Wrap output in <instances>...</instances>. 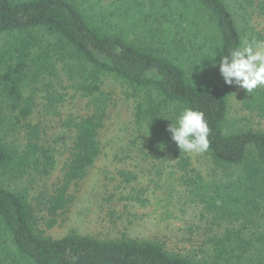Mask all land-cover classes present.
<instances>
[{"label":"trees","instance_id":"trees-1","mask_svg":"<svg viewBox=\"0 0 264 264\" xmlns=\"http://www.w3.org/2000/svg\"><path fill=\"white\" fill-rule=\"evenodd\" d=\"M150 2L163 11L169 9L171 14L176 11L174 7L194 10L204 17V28L194 31V39L180 37L181 32L173 33L163 25L168 18L166 12L132 40L113 31L114 27H103L104 19L98 21L75 0H0V37L13 36L0 50V178L19 180L33 173L49 176L56 165L55 151L46 141V128L34 120L36 93L29 94L27 89L32 81L55 73L53 57L48 50L39 48L33 34L43 29L58 40L57 50L82 65L86 76L76 88L85 96L101 91L102 76L120 79L133 93H152L137 107L136 124L146 128L155 150L174 156L179 153L173 150L177 146L168 126L185 108L202 111L210 129L207 151L214 163L243 170V177L217 186L213 195H201L205 196V208L214 221L233 224L250 220L259 212L253 205L256 199L251 185L260 179L264 169V132L233 129L229 122L233 86L225 84L218 65L222 56L242 44L230 7L225 0ZM44 99L46 114L42 116H59L62 95L57 97L49 91ZM253 109L263 114L264 103ZM105 119L104 107L96 105L93 114L64 122L66 128L74 130V140L50 201L51 214L66 208L71 186L82 181L102 156L99 136ZM59 140L58 137L56 142ZM251 153L255 155L253 160L249 158ZM188 165L183 158L177 163L181 171H188ZM32 219L29 194L0 186V230L11 235L15 248L32 264H202L171 253L156 241L102 240L76 233L60 239L43 237L36 233ZM212 243L207 255L209 264H231L251 247L241 231L234 229Z\"/></svg>","mask_w":264,"mask_h":264},{"label":"rangeland","instance_id":"rangeland-1","mask_svg":"<svg viewBox=\"0 0 264 264\" xmlns=\"http://www.w3.org/2000/svg\"><path fill=\"white\" fill-rule=\"evenodd\" d=\"M225 1L241 33L242 43L253 37L264 40V0ZM75 2L80 3L86 13L95 15L98 21L104 19L103 27H114L113 31L122 32L132 40L166 12L168 18L163 20V25L169 26L173 33L181 32L180 37L194 39L196 31L203 29L205 23L204 17L194 10L181 11L182 8L174 7L176 11L171 14L169 9L163 11L159 6H152L150 0ZM180 15L182 20H178ZM33 34L39 48L50 52L55 66L52 77L32 81L27 89L29 94L36 93L38 108L34 120L46 128V141L55 151L56 165L49 176L33 173L19 180L0 178V186L29 194L32 225L37 234L53 239L76 233L102 240L156 241L171 253L209 264L207 255L212 251V242L225 236L227 230L234 229L241 231V236L251 247L231 264L264 263V169L260 179L251 185L256 199L253 205L259 212L250 220L233 224L214 221L211 212L205 208V196L213 195L217 186L223 187L243 177L242 167L218 166L208 151L183 153L177 144L173 150L179 153L175 156L155 150L146 135V128L136 124L137 107L152 95L150 91L133 93L120 79L102 76L101 91L94 96H85L76 88L86 76L82 65L57 50L58 40L47 31L34 30ZM12 38L11 35L1 36L0 50ZM49 91L64 99L59 116H42L46 114L44 97ZM260 103H264V88L248 94L233 85L229 100L231 128L264 132V113L253 109ZM96 105L103 106L106 112L99 136L102 156L82 181L71 186V199L66 208L51 214L50 201L74 140V130L66 128L64 122L93 114ZM58 137L60 140L56 142ZM182 158L189 162L188 171H181L177 166ZM249 158L253 160L254 153ZM245 187L248 188L246 184ZM203 194L205 196H201ZM0 264H32L18 252L11 235L4 229L0 230Z\"/></svg>","mask_w":264,"mask_h":264},{"label":"clouds","instance_id":"clouds-1","mask_svg":"<svg viewBox=\"0 0 264 264\" xmlns=\"http://www.w3.org/2000/svg\"><path fill=\"white\" fill-rule=\"evenodd\" d=\"M213 67L217 65L213 64ZM218 68L228 86L235 85L248 94L264 88V40L255 37L245 39L240 46L220 58ZM167 131L183 153L201 154L209 148L210 129L202 111L183 109Z\"/></svg>","mask_w":264,"mask_h":264}]
</instances>
